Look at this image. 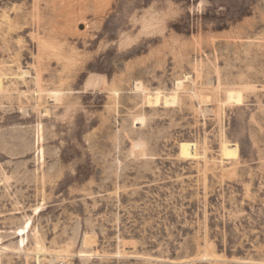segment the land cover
Listing matches in <instances>:
<instances>
[{
	"label": "rangeland",
	"instance_id": "rangeland-1",
	"mask_svg": "<svg viewBox=\"0 0 264 264\" xmlns=\"http://www.w3.org/2000/svg\"><path fill=\"white\" fill-rule=\"evenodd\" d=\"M57 262L264 264V0H0V264Z\"/></svg>",
	"mask_w": 264,
	"mask_h": 264
},
{
	"label": "bare ground",
	"instance_id": "bare-ground-1",
	"mask_svg": "<svg viewBox=\"0 0 264 264\" xmlns=\"http://www.w3.org/2000/svg\"><path fill=\"white\" fill-rule=\"evenodd\" d=\"M86 239H87V238H86ZM86 239H85V240H86ZM85 240H84V242H85ZM87 241H88V240H87ZM91 243H92V242H91ZM87 245H88V244H87ZM85 252H86V251H85ZM85 252H84V254H85ZM81 254H83V253L81 252ZM86 257H87V256H86ZM88 257H89V256H88ZM88 257H87V258H88ZM56 264H61V263L57 262ZM62 264H63V263H62Z\"/></svg>",
	"mask_w": 264,
	"mask_h": 264
}]
</instances>
